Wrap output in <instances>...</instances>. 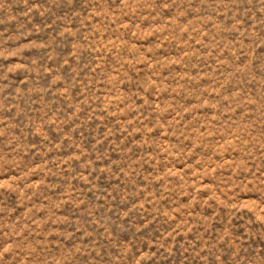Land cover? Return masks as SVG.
Segmentation results:
<instances>
[{"label":"rangeland","instance_id":"1","mask_svg":"<svg viewBox=\"0 0 264 264\" xmlns=\"http://www.w3.org/2000/svg\"><path fill=\"white\" fill-rule=\"evenodd\" d=\"M0 264H264V0H0Z\"/></svg>","mask_w":264,"mask_h":264}]
</instances>
